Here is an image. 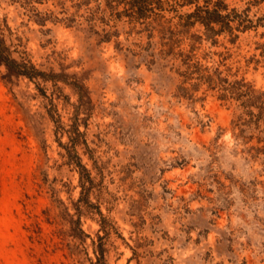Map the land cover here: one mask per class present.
Wrapping results in <instances>:
<instances>
[{"label":"rangeland","instance_id":"1","mask_svg":"<svg viewBox=\"0 0 264 264\" xmlns=\"http://www.w3.org/2000/svg\"><path fill=\"white\" fill-rule=\"evenodd\" d=\"M128 1L0 0L12 56L58 76L0 67V264H96L99 246L100 264H264V3L234 44L180 36L211 89ZM219 78L259 102L221 100Z\"/></svg>","mask_w":264,"mask_h":264},{"label":"trees","instance_id":"2","mask_svg":"<svg viewBox=\"0 0 264 264\" xmlns=\"http://www.w3.org/2000/svg\"><path fill=\"white\" fill-rule=\"evenodd\" d=\"M202 2V4H199ZM264 3V0H249L247 2L248 7L242 12L237 11L235 8H230L226 0H129L126 5H128L129 13L128 17L133 21H141L145 25L146 30L150 31V38L153 36V32L157 31L160 34L161 49L158 54L166 59L170 58H181L184 65L187 66V70L184 72L186 78L190 77L193 73L200 74L201 66L198 63H191L193 61V50L194 46L192 44L191 50L185 54L179 47L182 42L180 36L190 35V39L193 42L201 41L205 39L211 42L212 45H217L219 43V37H227L231 44L236 43L239 39L240 34L245 33L249 30H255L261 25L260 19L256 22L250 18L249 11L252 6H259ZM189 6L193 7V10L175 15L178 22L175 27H172V19H166L164 12L174 11L177 12V7ZM175 18V17H173ZM167 25V27L165 26ZM160 26V27H159ZM165 26V27H164ZM196 26L202 29V34H190L191 30ZM264 26V25H263ZM159 27V28H158ZM149 28V29H148ZM152 44H149L151 48ZM179 50H176V49ZM150 50V49H149ZM148 51V50H147ZM13 51L9 46L6 45L5 41L0 38V67L4 66L6 69L5 78L11 80L13 77H26L30 80L35 79H56L58 76L54 74H46L39 71L26 57L21 56L20 60H17L13 56ZM150 56L153 58L151 63H155V54L150 51ZM194 68L195 71L189 72V69ZM199 81L205 80L211 89L217 87L214 83V78L212 76L199 75ZM219 82L223 83L219 88L221 92L219 98L221 100H227L233 98L235 100H241V106L249 107L253 106L256 102H259V97L254 95V91L251 86H248L241 81L234 83H229L227 80L219 78ZM78 84V83H77ZM74 84L76 88L82 92V86ZM83 95H80L82 97ZM252 115V112H249ZM261 118V114L257 116ZM74 135L71 136V141L73 147L77 142V138L80 135L78 129L72 131ZM74 151V150H73ZM75 158L78 157L75 155ZM77 166L82 172L85 173V178L91 182L86 173V169L77 161ZM85 186V185H84ZM84 189H86L84 187ZM102 216L101 213H99ZM102 221L105 219L102 217ZM105 235H108V231L103 225ZM101 240L102 237H99ZM101 246H99L97 263L104 261V253Z\"/></svg>","mask_w":264,"mask_h":264}]
</instances>
